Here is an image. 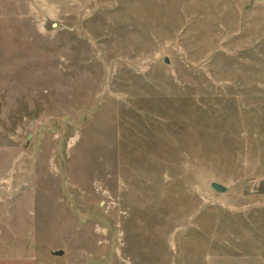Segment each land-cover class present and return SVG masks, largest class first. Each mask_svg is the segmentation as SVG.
Returning <instances> with one entry per match:
<instances>
[{
    "label": "rangeland",
    "instance_id": "obj_1",
    "mask_svg": "<svg viewBox=\"0 0 264 264\" xmlns=\"http://www.w3.org/2000/svg\"><path fill=\"white\" fill-rule=\"evenodd\" d=\"M0 264H264V0H0Z\"/></svg>",
    "mask_w": 264,
    "mask_h": 264
},
{
    "label": "water",
    "instance_id": "obj_2",
    "mask_svg": "<svg viewBox=\"0 0 264 264\" xmlns=\"http://www.w3.org/2000/svg\"><path fill=\"white\" fill-rule=\"evenodd\" d=\"M254 1H258V0H254ZM209 188L214 191V192H217V193H222L225 191V187L217 182H210L209 183ZM53 255H60L61 254V251L58 250V251H52L51 252Z\"/></svg>",
    "mask_w": 264,
    "mask_h": 264
}]
</instances>
